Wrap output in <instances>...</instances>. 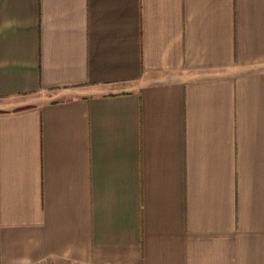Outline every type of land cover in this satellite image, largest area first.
<instances>
[{"label":"crops","instance_id":"obj_1","mask_svg":"<svg viewBox=\"0 0 264 264\" xmlns=\"http://www.w3.org/2000/svg\"><path fill=\"white\" fill-rule=\"evenodd\" d=\"M0 264H264V0H0Z\"/></svg>","mask_w":264,"mask_h":264}]
</instances>
